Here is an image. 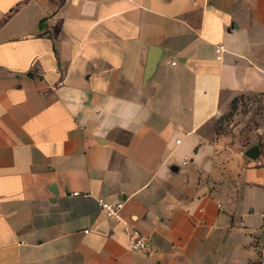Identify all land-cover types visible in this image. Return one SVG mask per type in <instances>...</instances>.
I'll list each match as a JSON object with an SVG mask.
<instances>
[{"label":"crops","instance_id":"obj_1","mask_svg":"<svg viewBox=\"0 0 264 264\" xmlns=\"http://www.w3.org/2000/svg\"><path fill=\"white\" fill-rule=\"evenodd\" d=\"M255 95L264 0H0V264H264Z\"/></svg>","mask_w":264,"mask_h":264},{"label":"rangeland","instance_id":"obj_2","mask_svg":"<svg viewBox=\"0 0 264 264\" xmlns=\"http://www.w3.org/2000/svg\"><path fill=\"white\" fill-rule=\"evenodd\" d=\"M255 128L264 129V97L256 95L239 100L236 108L219 121L217 131L226 134L235 132L241 139L249 140L252 139L249 133ZM261 137L262 132H257L254 141Z\"/></svg>","mask_w":264,"mask_h":264},{"label":"built area","instance_id":"obj_3","mask_svg":"<svg viewBox=\"0 0 264 264\" xmlns=\"http://www.w3.org/2000/svg\"><path fill=\"white\" fill-rule=\"evenodd\" d=\"M222 51H223V47L221 45H218L215 49V53L217 57H219ZM73 195H77V193H73ZM100 206L103 209L106 218L121 221V215H120L122 209L121 203L110 204V203L102 202ZM87 232L88 231H84V233ZM130 249L139 250L144 253H147L148 251L146 239L137 229H133L131 232Z\"/></svg>","mask_w":264,"mask_h":264},{"label":"water","instance_id":"obj_4","mask_svg":"<svg viewBox=\"0 0 264 264\" xmlns=\"http://www.w3.org/2000/svg\"><path fill=\"white\" fill-rule=\"evenodd\" d=\"M155 61H156V57L154 55H152L149 58V61L147 64V69H146V73H145L146 77H148L151 74V71L154 68ZM257 154H258V146L257 145L250 147L249 149H247L244 152V156L249 158V159H252V160L256 159Z\"/></svg>","mask_w":264,"mask_h":264},{"label":"trees","instance_id":"obj_5","mask_svg":"<svg viewBox=\"0 0 264 264\" xmlns=\"http://www.w3.org/2000/svg\"><path fill=\"white\" fill-rule=\"evenodd\" d=\"M241 98H242V97H240V99H241ZM237 104H238V99H234V100L232 101V103H231V108H230L229 113H231V112L236 108Z\"/></svg>","mask_w":264,"mask_h":264},{"label":"clouds","instance_id":"obj_6","mask_svg":"<svg viewBox=\"0 0 264 264\" xmlns=\"http://www.w3.org/2000/svg\"><path fill=\"white\" fill-rule=\"evenodd\" d=\"M147 118V116L145 117V119ZM120 127H126V125H124V124H121V125H119ZM113 127H115V126H113ZM111 130V129H110Z\"/></svg>","mask_w":264,"mask_h":264}]
</instances>
